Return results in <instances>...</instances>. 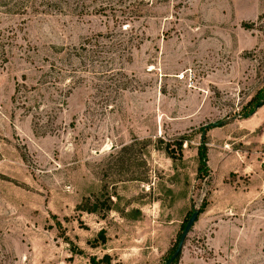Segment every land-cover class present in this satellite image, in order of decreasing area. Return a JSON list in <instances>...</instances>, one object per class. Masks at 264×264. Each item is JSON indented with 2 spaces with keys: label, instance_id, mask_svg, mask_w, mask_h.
<instances>
[{
  "label": "rangeland",
  "instance_id": "obj_1",
  "mask_svg": "<svg viewBox=\"0 0 264 264\" xmlns=\"http://www.w3.org/2000/svg\"><path fill=\"white\" fill-rule=\"evenodd\" d=\"M10 1L0 264H264V0Z\"/></svg>",
  "mask_w": 264,
  "mask_h": 264
},
{
  "label": "trees",
  "instance_id": "obj_2",
  "mask_svg": "<svg viewBox=\"0 0 264 264\" xmlns=\"http://www.w3.org/2000/svg\"><path fill=\"white\" fill-rule=\"evenodd\" d=\"M61 1H63V0H11L10 2L13 3L15 6L25 7V8H32L36 12V10H38L37 8L39 6H43V5H45L46 7H49V8H59L60 4L62 3ZM261 106H263V103L259 102V103H257L254 106V109L256 110V109L260 108ZM77 210L80 211V212H86V213H97V212H100V210L110 211V206L109 205H104V204L99 206V201L98 200H96L93 205H90L87 200H84V202H82L77 207ZM202 210L203 209H200V212ZM187 221H185L183 223V225L181 226V230L182 231H183ZM179 238H180V236L178 237L176 244L173 246L168 260L173 255V253H174V251H175V249L177 247ZM105 242H106V239L104 237V233L101 232L98 235V237L93 241L91 246L93 248H96V247H98L100 245L105 244ZM76 254H82V252L79 251ZM178 258H179V256L171 264H177ZM167 261H165L163 264H165ZM88 264H117V263H114L109 255H103L100 258L96 257V256L89 257L88 258Z\"/></svg>",
  "mask_w": 264,
  "mask_h": 264
},
{
  "label": "water",
  "instance_id": "obj_3",
  "mask_svg": "<svg viewBox=\"0 0 264 264\" xmlns=\"http://www.w3.org/2000/svg\"><path fill=\"white\" fill-rule=\"evenodd\" d=\"M197 217H198V211L194 210L193 213L191 214V216L189 217L183 231L181 232L177 247H176L173 255L165 264H171L180 255V253L183 249L186 237H187L188 233L190 232V230L192 229L194 223L196 222Z\"/></svg>",
  "mask_w": 264,
  "mask_h": 264
}]
</instances>
